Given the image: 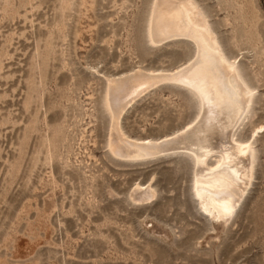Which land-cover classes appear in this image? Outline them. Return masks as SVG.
<instances>
[{
    "label": "rangeland",
    "instance_id": "1",
    "mask_svg": "<svg viewBox=\"0 0 264 264\" xmlns=\"http://www.w3.org/2000/svg\"><path fill=\"white\" fill-rule=\"evenodd\" d=\"M158 1L0 0V264H264V0H193L256 88L238 138L261 127L252 182L221 231L197 205L186 154L108 147L109 81L173 75L194 57L187 37L149 41ZM193 93L148 87L122 133L170 139L192 121Z\"/></svg>",
    "mask_w": 264,
    "mask_h": 264
},
{
    "label": "bare ground",
    "instance_id": "2",
    "mask_svg": "<svg viewBox=\"0 0 264 264\" xmlns=\"http://www.w3.org/2000/svg\"><path fill=\"white\" fill-rule=\"evenodd\" d=\"M156 6L149 21V41L187 37L194 43V57L182 71L173 75L148 77L138 73L119 83L109 81L104 94V106L112 122L108 147L114 155L131 159L166 152L186 154L193 162L190 181L197 205L221 231L253 178L254 138L261 127H257L248 140L239 139L238 134L249 118L256 88L245 80L237 60L225 55L207 16L193 0H159ZM188 17L192 18V23ZM163 80L186 85L194 91L193 119L168 140L133 142L122 133L120 116L136 96ZM150 193H135L133 199L144 200L154 195Z\"/></svg>",
    "mask_w": 264,
    "mask_h": 264
}]
</instances>
